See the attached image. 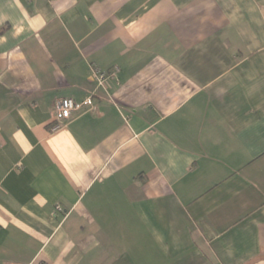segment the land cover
<instances>
[{
  "label": "crops",
  "instance_id": "1",
  "mask_svg": "<svg viewBox=\"0 0 264 264\" xmlns=\"http://www.w3.org/2000/svg\"><path fill=\"white\" fill-rule=\"evenodd\" d=\"M0 264H264V0H0Z\"/></svg>",
  "mask_w": 264,
  "mask_h": 264
},
{
  "label": "built area",
  "instance_id": "2",
  "mask_svg": "<svg viewBox=\"0 0 264 264\" xmlns=\"http://www.w3.org/2000/svg\"><path fill=\"white\" fill-rule=\"evenodd\" d=\"M118 67L114 66L109 69H101L100 67L91 64V74L97 87L104 88L108 79H115ZM91 106V96L86 97L83 100H75L72 98H58L54 103V109L52 111L53 129L57 128L61 122L69 119L71 115L79 113ZM57 207V210H60Z\"/></svg>",
  "mask_w": 264,
  "mask_h": 264
}]
</instances>
